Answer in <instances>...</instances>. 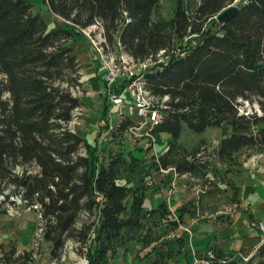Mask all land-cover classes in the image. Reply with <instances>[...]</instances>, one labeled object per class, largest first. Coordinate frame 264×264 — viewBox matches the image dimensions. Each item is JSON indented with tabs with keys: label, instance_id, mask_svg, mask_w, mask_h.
<instances>
[{
	"label": "trees",
	"instance_id": "1",
	"mask_svg": "<svg viewBox=\"0 0 264 264\" xmlns=\"http://www.w3.org/2000/svg\"><path fill=\"white\" fill-rule=\"evenodd\" d=\"M236 1L235 16L218 23V14ZM159 2L43 0L52 16L69 24L50 31L28 0H0V204L12 190L25 207L38 211L51 260L61 258L70 240L79 245L78 253L88 249L90 264H108L117 248L138 240L145 220L167 216L162 204L143 208V184L119 183L120 175L139 166L136 159L128 162L117 152L97 166L95 151L71 128L84 104L75 95L82 66L68 43L80 31L98 26L105 52L118 45L139 62L181 49L144 73L150 94L168 97L151 131L156 138L170 136L168 149L155 161L158 168L174 163L179 174L208 173L211 166L201 162H174L173 148L184 129L196 135L218 129L213 166L227 170L241 151L264 150V0H177L169 20L154 17ZM240 101L256 103L260 114H241ZM111 106L104 98L102 121ZM133 125L120 117L105 129L121 136ZM185 212L192 215L184 206L177 222H166L170 230ZM33 256L15 245L9 251L0 246V264H33ZM246 264H264V242Z\"/></svg>",
	"mask_w": 264,
	"mask_h": 264
},
{
	"label": "rangeland",
	"instance_id": "2",
	"mask_svg": "<svg viewBox=\"0 0 264 264\" xmlns=\"http://www.w3.org/2000/svg\"><path fill=\"white\" fill-rule=\"evenodd\" d=\"M28 1L33 7V12L43 17L48 30H56L62 28L64 25L69 26V24H65L59 18L52 16L43 0ZM176 2L177 0H160L154 17L166 20L171 19ZM239 5L240 1H236L229 7L236 8ZM101 33L102 30L98 26H92L80 31L68 43V46L73 48V53L78 57V61L82 66L79 73L82 87L75 89V95L84 104L82 109L75 112L71 128L87 141L91 146V152L95 151L94 155L97 166L101 165L110 154L117 152H122L125 160L128 162L130 158L138 161L139 166L136 167L138 169L136 170L135 168L132 174L127 175L124 172L120 175L118 180L120 184L128 183L129 187H138L143 184L150 192L154 187L159 186L158 188L163 189V192L168 197H176L178 199L183 197V203L189 212L192 213V219L200 222L202 226L207 223L216 226L218 223L227 222L228 214L240 209L239 202H237L238 194L235 192L237 189L235 187L236 184L234 179H232L234 172H237V170L232 167L229 171H226L220 165L213 166L212 154L220 139V131L218 129L209 128L200 135L193 134L184 129L180 139L175 143L173 148L172 158L176 163L195 161V163L201 162L210 165L211 168L205 176L194 173L179 174L175 170L174 163L167 168L174 169V173L167 169H163L166 171L163 172L160 170L162 168H158L155 165V161L165 154L168 149L170 138L162 139L158 135L155 143H153L146 137L145 129L135 131L132 134L124 133L121 136H111L109 131L105 129V124L112 129L120 115L130 118L135 125V116L134 112L128 108L109 107L106 120L102 121L101 112L103 108L101 111L96 109L95 101H97V98H104L103 91L105 84L101 81L100 76L96 74V77L103 83L104 89L101 87L99 90L93 91L92 82L86 81L85 62H87L89 57L91 59L94 58V53H97V47L102 45L101 41L104 39ZM104 48L106 55L108 54L117 58L122 54L118 45H115L114 48L111 46ZM239 111L241 114H260L256 103L241 102ZM82 155H86L84 151H82ZM89 157L93 158V155ZM236 162L239 165L247 163L252 167H264V150L261 152L243 150L236 155ZM20 171L21 168L19 167L15 169L16 173H20ZM134 172L139 173V178L135 181V184L133 183L134 181L130 180L134 176ZM147 177H150L149 181L146 180ZM5 194L10 195L6 203L0 204V246L5 251H9L11 247L9 245H15L20 252L32 251L34 253L33 264H74L75 258L81 257L82 254L77 251L74 255H66L64 261L61 258L59 260H51L50 244L43 240L42 235L38 231L40 226L38 211L25 207L21 203L19 195L13 194L12 190L7 191ZM10 202H14V204H10ZM165 208L167 209V216L165 215L164 218L152 217L143 222L142 236L146 238L139 240V242H142L141 248H146L150 256L153 254L157 256L158 246L161 245L163 250L164 248L167 250L163 254L164 256L176 258L179 254L176 242L180 241L181 238L184 239L186 236H184L185 232L181 234L178 230H168L166 221L170 219L169 214L171 212H169L168 204ZM82 220L81 217L78 223ZM7 223L10 225V228L8 231H5L3 226ZM18 244L22 245L21 249ZM212 249L216 250L215 245H212ZM226 257H228L226 264H246L252 256L242 259L232 254Z\"/></svg>",
	"mask_w": 264,
	"mask_h": 264
},
{
	"label": "crops",
	"instance_id": "3",
	"mask_svg": "<svg viewBox=\"0 0 264 264\" xmlns=\"http://www.w3.org/2000/svg\"><path fill=\"white\" fill-rule=\"evenodd\" d=\"M85 64L86 81L92 82L93 91L95 92L103 87V77L105 73L103 63L99 59L98 54L94 53V58L91 59V57H89ZM96 74L100 76L103 83L96 77ZM102 89H104V87ZM104 98L106 99L105 96ZM104 98H99L100 100L97 98V101H95V106L98 111L104 108ZM111 107H121L132 110L128 106ZM128 119L132 122L130 118ZM159 136H161L162 139L170 138V136L165 133ZM232 167L237 170V172H234V177L232 179H234L236 184V193L238 194L237 202H239L240 209L228 214L229 217L227 222L218 223L216 226L210 223L202 226L200 222L194 221L192 216L185 212L182 215V222L175 230H170L168 227L169 231L178 230L181 234L185 232L184 236L186 237L176 242L179 252L176 258L173 256H164L163 254L167 252V250L165 248L163 250L161 245L158 246L157 256L155 254L151 256L148 255V250L146 248L142 249L140 246L142 242H139V240H142V237H144L142 236V229L139 232L140 237L138 240L136 239L126 243L122 246L123 248H117L116 253L109 257L108 264H176V262L177 264H194L195 260L202 257L206 251L213 250L212 245L216 247L215 252L218 259L213 264H220L219 260L227 259L228 257L226 256L232 254L242 259L253 256L254 252L263 242L262 235L256 228V223L259 221L264 222V167H252L247 163L242 165L237 163L230 168ZM137 169L138 168H136V170ZM229 170L226 169V171ZM133 175L134 176L130 180L134 181L133 183L135 184V181L139 178V173L134 172ZM146 180L149 181L150 177H147ZM158 187L159 186L154 187L151 192L146 188L147 191L143 201V208L146 211H151L156 209L159 205L162 204L163 206V204H165L164 209H166L165 206L168 204L169 212L171 213L169 214L170 219L167 221L177 222L180 216L179 210L185 206L183 203L184 198L180 197L178 199L176 197H168L165 192H163L164 190ZM176 215L177 217H175ZM9 228L10 225L8 223L3 226L5 231H8ZM215 238L216 240L214 241ZM9 246L12 247L13 245ZM19 246L21 249L22 245ZM128 247L129 249L126 250Z\"/></svg>",
	"mask_w": 264,
	"mask_h": 264
},
{
	"label": "built area",
	"instance_id": "4",
	"mask_svg": "<svg viewBox=\"0 0 264 264\" xmlns=\"http://www.w3.org/2000/svg\"><path fill=\"white\" fill-rule=\"evenodd\" d=\"M104 40L101 41L103 43ZM100 43V44H101ZM180 53V50L175 48L172 51H160L154 58H149L143 62L134 61L132 58L125 54H121L115 58L114 56L106 55L102 45L97 47V54L103 63L104 77L103 81L105 89L104 96L109 100L112 106H128L130 107L135 116V125L130 127L126 133L132 134L135 131L145 129V135L153 143L156 141V136L151 134L152 129L160 121V109L165 108V103L168 97L158 98L154 97L147 90L144 73L146 70L155 64H166L172 56ZM117 86L118 91H114L113 87ZM122 115L119 116V118ZM157 161V160H156ZM166 172L163 169H160ZM168 171L175 172L174 169H167ZM85 215V214H84ZM82 215V216H84ZM40 219L39 234L43 235V225ZM256 228L262 235L264 242V222H257ZM79 245L73 241L68 240L65 243L61 255L62 261L65 260L66 255H74L78 251ZM85 253L79 258H75L74 264H90V256L88 249H82ZM217 254L214 250H208L205 254L196 259L194 264H213L216 262ZM220 264H226L227 259L219 260Z\"/></svg>",
	"mask_w": 264,
	"mask_h": 264
},
{
	"label": "water",
	"instance_id": "5",
	"mask_svg": "<svg viewBox=\"0 0 264 264\" xmlns=\"http://www.w3.org/2000/svg\"><path fill=\"white\" fill-rule=\"evenodd\" d=\"M236 11L237 8L227 7L225 10L218 14V16L216 17L217 22L220 24H224L230 21L235 16Z\"/></svg>",
	"mask_w": 264,
	"mask_h": 264
}]
</instances>
